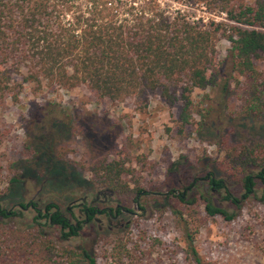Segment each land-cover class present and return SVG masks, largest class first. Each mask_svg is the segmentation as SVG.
<instances>
[{"label":"trees","instance_id":"trees-1","mask_svg":"<svg viewBox=\"0 0 264 264\" xmlns=\"http://www.w3.org/2000/svg\"><path fill=\"white\" fill-rule=\"evenodd\" d=\"M189 1L225 14L228 22L198 24L186 15H170L157 0H0V100L12 97L19 102L27 84L44 82L51 87H83L100 101L133 99L145 104L150 94H159L169 107L181 103L179 121L185 127L196 113L195 90L218 84L224 62L217 47L226 39L231 43L233 75L256 84L246 110L264 115V76L257 67L264 62V0ZM223 142L216 159L209 155L199 159L217 167H210L204 179L196 178L185 190L197 188L207 177L211 189L192 197L174 191L164 195L165 200L178 201L171 212L185 233L190 264H216L200 256V230L208 218L233 222L242 208V198L229 191L227 178H212L216 171L241 181L245 199L259 193L258 182L264 186V142ZM192 163L196 168L198 162ZM132 166L131 158H100L88 173L92 184L137 202L146 191L133 179ZM179 170L174 163L169 174ZM21 183L13 177L7 191L18 192ZM212 188L226 191L227 206L212 200ZM41 214L48 218V227L60 226L58 241L37 228L22 230L7 223L10 214L0 204V264H100L96 244L77 248L60 244L78 236V231L63 221L57 206L50 205ZM107 251L115 264H136L142 255V250L136 255L139 245L128 233L113 240Z\"/></svg>","mask_w":264,"mask_h":264},{"label":"rangeland","instance_id":"rangeland-1","mask_svg":"<svg viewBox=\"0 0 264 264\" xmlns=\"http://www.w3.org/2000/svg\"><path fill=\"white\" fill-rule=\"evenodd\" d=\"M157 1L170 15H186L198 24L228 22L225 14L193 1ZM217 49L224 62L218 84L195 90L196 113L185 127L179 121L181 103L169 107L159 94H150L145 104L133 99L100 101L83 87H51L44 82L42 86L27 84L19 102L12 97L0 100V204L10 213L7 223L22 230L37 228L58 241L60 226L48 227V218L37 219L39 209L43 213L47 205L54 204L76 225L84 216L75 201L87 195L93 199L99 189H105L91 183L89 166L100 158H131L136 169L133 179L146 191L140 205L145 214L137 211L136 202L128 196L115 195L121 205L138 215L123 214L121 223L111 231L106 223L105 228L92 223L60 244L76 248L96 244L99 263L115 264L107 250L113 240L128 233L139 245L136 255L142 250L136 264H190L185 233L171 212L178 201L165 200L164 194L176 191L182 195L196 178L204 179L216 164L199 159L205 155L216 159L223 141L264 142V115L246 110L256 84L233 75L229 41L221 39ZM257 67L264 76V62ZM191 161L198 162L196 168ZM174 163L180 170L169 174ZM13 177L22 183L18 192L10 194L7 189ZM214 177L227 178L229 191L242 198V208L233 222L220 216L207 219L198 235L200 256L216 264H264V186L258 182L259 193L245 199L247 191L241 181L218 171ZM208 182H200L186 194L201 195L211 189ZM225 192L216 190L212 200L227 206ZM32 202L37 203L36 208L27 209L25 205ZM74 204V211H67Z\"/></svg>","mask_w":264,"mask_h":264},{"label":"flooded vegetation","instance_id":"flooded-vegetation-1","mask_svg":"<svg viewBox=\"0 0 264 264\" xmlns=\"http://www.w3.org/2000/svg\"><path fill=\"white\" fill-rule=\"evenodd\" d=\"M207 178H206V181H210V179L207 180ZM212 190L214 192L216 191L215 188H212ZM174 192L176 193V191H174ZM184 193H186V190ZM142 194H140L137 197V202H136L135 206L137 207V211L140 212L142 215H144L145 210H143L140 206L141 205V198L143 197V196H141ZM75 203H76L77 207H79V209H81V213L84 216V220L81 221L80 219H78L76 225L73 224V219L67 218L65 215H63V213L61 212L59 207L58 206L57 207L59 209V212L61 213L60 217L63 218V221H67L70 226L77 227L78 233L83 227L89 226L92 223L97 225L98 227H101V228L102 227L105 228V223H106L107 224V230L111 231V230H113L114 227H116L117 225H119V223H121L120 222L121 216L123 214H128L129 216L138 215L137 213L130 211L126 207L121 205L118 202V200L115 198L114 192L111 190H108L106 188L105 189H99L96 192L95 198H93V199L90 198L89 195H87V196L81 198V200L79 202L75 201ZM113 203L116 204V206L114 208L112 207ZM36 205H37V203L32 202L30 204H27L26 208L27 209L28 208L34 209V208H36ZM50 205H54V204L47 205L44 209L45 212L47 211V208ZM76 205L74 204L72 207H69L67 211H69L70 213L73 212L74 207H76ZM55 213H57V211H54V213L50 214L49 219L53 218V214H55ZM40 215H42V214H41V210L39 209V216ZM40 217H42V216H40ZM51 224L53 225L54 222L51 221ZM120 225H122V224H120Z\"/></svg>","mask_w":264,"mask_h":264},{"label":"water","instance_id":"water-1","mask_svg":"<svg viewBox=\"0 0 264 264\" xmlns=\"http://www.w3.org/2000/svg\"><path fill=\"white\" fill-rule=\"evenodd\" d=\"M213 179L215 178L214 176L212 177ZM210 178L208 177L207 180H209ZM113 194V193H112ZM164 195H168V193H165Z\"/></svg>","mask_w":264,"mask_h":264}]
</instances>
